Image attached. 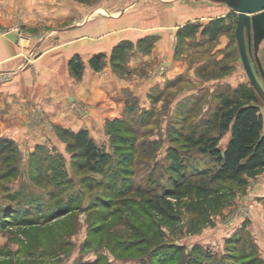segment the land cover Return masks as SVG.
<instances>
[{
  "label": "rangeland",
  "instance_id": "1",
  "mask_svg": "<svg viewBox=\"0 0 264 264\" xmlns=\"http://www.w3.org/2000/svg\"><path fill=\"white\" fill-rule=\"evenodd\" d=\"M142 1L0 0V38L17 33L24 44L21 68L33 70L42 51L33 50L38 43L40 47L45 42L57 44L63 29L95 16L119 15ZM195 5L197 14L202 10L205 17L215 19L221 13L215 11L231 10L214 2ZM206 6L215 13L207 15ZM228 27L222 50L217 48L219 36L208 40L197 32L189 42L176 39L173 63L184 70L147 91L142 86L134 92L130 89L128 52L125 66L116 67L111 61L113 73L127 79L126 88L120 91L116 86L113 96L73 100L71 112L64 116L51 110L49 94L40 89L30 95L34 102L26 105L30 109H23L21 117L0 112V264H153L148 256L115 248V243L129 236L139 238V230L150 227L149 221L147 228L136 221L134 229L121 200L140 202L162 194L173 180L172 151L183 158L188 181L209 178L204 175L212 173L215 163L186 139L204 130L216 135L210 122L219 95L241 85L252 86L241 65L236 70L234 26ZM262 51L261 44L263 67ZM220 56L225 58L223 63L218 61ZM226 65L232 68L226 70ZM143 71L135 72L143 77ZM14 76L0 72V86L11 83ZM35 76L39 77L36 72ZM234 81L240 85L229 84ZM259 81L264 88L261 75ZM259 107L264 116L262 100ZM81 126L88 127L97 147L110 155L101 173L84 166L82 151L74 143ZM227 135L220 142L223 149ZM252 191L249 186L236 190L230 205L212 215L206 225L197 224L182 207L180 228L187 234L178 235L165 223L159 224L167 246H182L191 256L190 264H264V195L256 197ZM260 209L262 214L255 218ZM181 258L176 256L174 263L180 264Z\"/></svg>",
  "mask_w": 264,
  "mask_h": 264
},
{
  "label": "crops",
  "instance_id": "2",
  "mask_svg": "<svg viewBox=\"0 0 264 264\" xmlns=\"http://www.w3.org/2000/svg\"><path fill=\"white\" fill-rule=\"evenodd\" d=\"M187 1L144 0L119 15H99L76 23L62 30L61 36L57 37L60 38L57 44L45 42L41 47L39 43L36 45L33 50L42 48V51L33 70L21 68V47L24 44L19 40L17 33H9L7 37L0 38V72L15 73L11 83L0 86V112L9 113L7 116L15 118L21 117L23 109H30L26 105L34 102L30 95L40 89H44L49 94L51 110L56 114L64 112V116L65 113L69 115L71 112L70 105L73 100L83 99L84 96L115 95L117 87L120 91L126 88L127 79L121 80L113 73L111 56L114 48L125 42L132 45L127 62L132 77L131 81L128 80V84L132 92L140 90L139 86L147 91V88L163 84L166 79H174L184 70V67L180 68L179 63L177 65L173 63L176 55L175 41L180 30L188 24H200L202 27L197 31V35H203L204 27L213 20L232 14L231 10H220L215 11L221 12L220 17L216 19L211 16L205 17L202 10L197 14L194 9L196 3ZM203 9L206 10L207 15L215 13L208 12L210 8L207 6ZM224 34L219 35L220 44L217 46L219 50H222L225 46L224 42L227 41ZM203 36L209 40L208 35ZM190 40L186 38L187 42ZM262 45L261 56L264 67V43ZM235 47L238 64L236 70H238L240 65L243 68V64L239 56L237 40ZM218 53L216 52L215 56ZM97 55L104 57L103 70L99 72H96L90 64V60ZM74 56H79L83 65V78L80 81L75 79L69 67V62ZM218 61L223 62L224 58L220 56ZM231 66L229 65V68ZM137 70L140 72L144 70V76L137 75L138 72H135ZM35 72L39 77L35 76ZM229 84L233 87L240 85L235 81ZM99 99L106 103L107 99ZM107 101L109 103V100ZM82 129L89 130L85 126H81L80 130ZM229 140L230 133L227 135L226 145ZM254 181L259 183L254 184ZM257 187L259 188L256 189ZM250 188H253L251 195L256 197L264 195V173L251 180ZM260 214H262L261 209L260 212L255 211L254 217Z\"/></svg>",
  "mask_w": 264,
  "mask_h": 264
},
{
  "label": "trees",
  "instance_id": "3",
  "mask_svg": "<svg viewBox=\"0 0 264 264\" xmlns=\"http://www.w3.org/2000/svg\"><path fill=\"white\" fill-rule=\"evenodd\" d=\"M230 20H234V23H229ZM228 24H233L235 32L237 14L232 13L225 18L213 20L204 27L203 35H208L209 40H215L220 34L229 33ZM201 27L200 24H188L183 27L178 34L179 42L193 38ZM234 36L236 39V35ZM131 48L130 43L118 44L111 56L112 63L116 67L125 66ZM103 58V55H97L90 60L96 72L102 70ZM69 67L75 77H82L83 65L79 56L70 60ZM228 68V65L224 67L226 70ZM218 99L214 119L210 122L217 131L216 135H210L208 130H204L198 136L192 134L186 139L192 147L198 148L215 163L212 173L204 175L209 178L200 182L188 181L183 158L177 152H170L173 180L162 194L143 197L140 202L125 197L121 200V208L129 219L128 223L135 224H132L134 229L137 228L136 221L144 222V228L148 227L146 222L149 221L150 227L147 228L148 231L139 230L137 239L129 236L124 242L115 243L117 250L138 252L145 258L148 256L153 264H175L178 255L182 256L180 264H190L191 256L184 253L182 246H167L165 233L159 224L165 223L173 232H180L178 235L187 234L180 228L182 207L186 208L187 213L195 216L197 224H210L212 215L224 211L225 207L230 205L236 190H244L249 186L250 180L264 173V121L260 113V98L255 89L253 86L241 85L231 93H222ZM226 133H230V140L223 149L220 142ZM73 140L82 151L84 166L94 173L103 172L110 155L97 147L89 132L82 129L73 136ZM216 184H230L232 188L228 190L223 186L217 187ZM131 218L135 219L134 222ZM173 249L174 252L171 253Z\"/></svg>",
  "mask_w": 264,
  "mask_h": 264
},
{
  "label": "water",
  "instance_id": "4",
  "mask_svg": "<svg viewBox=\"0 0 264 264\" xmlns=\"http://www.w3.org/2000/svg\"><path fill=\"white\" fill-rule=\"evenodd\" d=\"M191 3L214 2L227 5L237 14L235 31L239 56L243 69L264 102V88L259 76L264 79V69L259 59V47L264 43V0H189Z\"/></svg>",
  "mask_w": 264,
  "mask_h": 264
}]
</instances>
